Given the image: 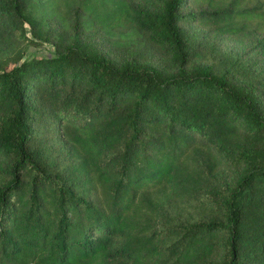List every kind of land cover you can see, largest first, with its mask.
I'll return each instance as SVG.
<instances>
[{"label": "trees", "instance_id": "obj_1", "mask_svg": "<svg viewBox=\"0 0 264 264\" xmlns=\"http://www.w3.org/2000/svg\"><path fill=\"white\" fill-rule=\"evenodd\" d=\"M33 1L0 0V39L34 25ZM184 1L82 0V33L55 55L0 59V264L159 261L143 223L223 165L235 179L213 189L215 216L180 228L167 255L264 264V90L195 61L183 27L257 34L264 56V2L190 0L198 10L184 13ZM95 22L144 37L162 61L111 58L84 32ZM35 126L69 142L66 172L42 160Z\"/></svg>", "mask_w": 264, "mask_h": 264}, {"label": "rangeland", "instance_id": "obj_2", "mask_svg": "<svg viewBox=\"0 0 264 264\" xmlns=\"http://www.w3.org/2000/svg\"><path fill=\"white\" fill-rule=\"evenodd\" d=\"M140 1L149 5L159 2ZM228 1L230 0H223L224 4ZM247 2L259 5L264 0ZM28 9L27 16L34 25L25 24L22 32L8 42L0 39L1 60L8 58L22 62L26 59L55 55L64 43L82 33V25L85 24L83 20L87 15L82 8V0H34ZM196 10L198 6L190 0H185L181 7V12L184 13ZM183 27L201 51V56L195 61L211 65L218 72H227L239 81L252 82L264 90V56L254 48L257 34L238 37L216 36L208 28L194 22L184 23ZM85 31L94 46L115 60L136 58L154 64L162 61L161 50L152 47L144 37L131 30L114 29L104 23L95 22L92 27L87 26ZM35 134L39 137L36 143L38 153L50 169L66 172L70 164L76 163L69 142L56 130L35 126ZM4 177L0 175V181ZM234 179L235 171L228 165H223L216 172L204 176L197 194L185 195L173 201L165 200L162 211L143 223L147 227L145 235L151 236L160 254L159 261H148L147 264H180L167 255L171 243L179 236V229L190 223L212 219L216 214L212 201L213 189ZM98 190L91 198L101 201L102 196ZM142 238L136 245L145 249V237ZM117 242L122 243L123 239H118ZM221 253L222 250L217 256ZM92 264H118V261L98 259Z\"/></svg>", "mask_w": 264, "mask_h": 264}]
</instances>
